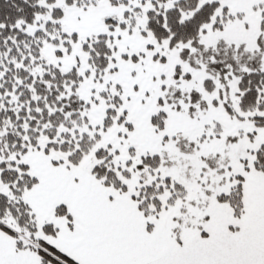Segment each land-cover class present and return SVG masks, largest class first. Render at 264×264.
I'll return each instance as SVG.
<instances>
[{
	"label": "snow or ice",
	"instance_id": "6c2138e0",
	"mask_svg": "<svg viewBox=\"0 0 264 264\" xmlns=\"http://www.w3.org/2000/svg\"><path fill=\"white\" fill-rule=\"evenodd\" d=\"M0 264H264V0H0Z\"/></svg>",
	"mask_w": 264,
	"mask_h": 264
}]
</instances>
